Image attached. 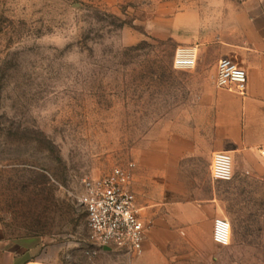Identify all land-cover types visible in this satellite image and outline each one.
<instances>
[{"label":"rangeland","instance_id":"1","mask_svg":"<svg viewBox=\"0 0 264 264\" xmlns=\"http://www.w3.org/2000/svg\"><path fill=\"white\" fill-rule=\"evenodd\" d=\"M233 0H0V225L42 241L46 264H143L103 250L79 204L86 178L136 166L154 128L203 78L175 69ZM229 246L162 238L146 264H264V161L233 158ZM263 172L256 176L253 172Z\"/></svg>","mask_w":264,"mask_h":264},{"label":"crops","instance_id":"2","mask_svg":"<svg viewBox=\"0 0 264 264\" xmlns=\"http://www.w3.org/2000/svg\"><path fill=\"white\" fill-rule=\"evenodd\" d=\"M224 20L205 25L201 39L186 40L196 54L188 68L202 79L184 115L154 128L138 148L132 190L142 218L151 222L139 260L160 254L162 238L197 239L203 230L212 242L214 222L225 218L224 190L229 182L212 178L217 152L233 158L264 148V0H233ZM230 59L247 74L244 94L215 84L218 62ZM262 159V158H261ZM256 176L263 172H253ZM0 264H46L42 241L9 237L0 225Z\"/></svg>","mask_w":264,"mask_h":264},{"label":"built area","instance_id":"3","mask_svg":"<svg viewBox=\"0 0 264 264\" xmlns=\"http://www.w3.org/2000/svg\"><path fill=\"white\" fill-rule=\"evenodd\" d=\"M196 54L193 49L177 51L175 69L194 68ZM215 84L218 88L233 89L244 94L247 86L246 71L230 59L218 62ZM264 161V148L259 151ZM134 164L117 167L101 178H86L79 204L87 214V224L93 240L103 250H118L140 256L148 238L151 222L142 218L137 197L132 190ZM211 175L214 180L230 182L234 177V160L229 152L213 155ZM212 238L219 246H229L232 225L227 218L214 222Z\"/></svg>","mask_w":264,"mask_h":264},{"label":"water","instance_id":"4","mask_svg":"<svg viewBox=\"0 0 264 264\" xmlns=\"http://www.w3.org/2000/svg\"><path fill=\"white\" fill-rule=\"evenodd\" d=\"M106 250H108V249H106Z\"/></svg>","mask_w":264,"mask_h":264}]
</instances>
